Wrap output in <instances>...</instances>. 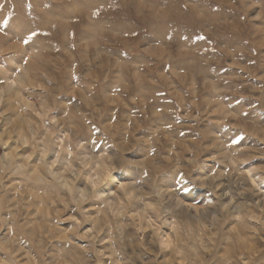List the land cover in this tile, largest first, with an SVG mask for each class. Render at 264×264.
<instances>
[{"label":"rangeland","instance_id":"1","mask_svg":"<svg viewBox=\"0 0 264 264\" xmlns=\"http://www.w3.org/2000/svg\"><path fill=\"white\" fill-rule=\"evenodd\" d=\"M0 264H264V0H0Z\"/></svg>","mask_w":264,"mask_h":264}]
</instances>
